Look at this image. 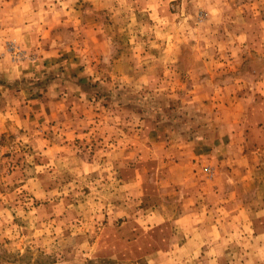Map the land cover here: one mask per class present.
<instances>
[{
  "label": "rangeland",
  "instance_id": "rangeland-1",
  "mask_svg": "<svg viewBox=\"0 0 264 264\" xmlns=\"http://www.w3.org/2000/svg\"><path fill=\"white\" fill-rule=\"evenodd\" d=\"M0 264H264V0H0Z\"/></svg>",
  "mask_w": 264,
  "mask_h": 264
},
{
  "label": "crops",
  "instance_id": "crops-1",
  "mask_svg": "<svg viewBox=\"0 0 264 264\" xmlns=\"http://www.w3.org/2000/svg\"><path fill=\"white\" fill-rule=\"evenodd\" d=\"M214 133L215 134H210V136L208 137V139L205 142L200 141V144L198 146V153H199L200 157H203L205 155V152L206 153L210 152V153H213L214 155H216L223 148L224 143L222 141L221 134L217 133V132H214ZM201 138H203V136H201ZM185 155H186L185 158H184L185 165L184 164L180 165V163H175V161H173V163H175L173 169L177 170V169H179L181 167L182 170H185L184 168H186L188 170V173L186 175L182 176V178L178 177L179 179H181V183L184 184V187L187 190L188 189L187 186H190L188 181H190V179L193 178L192 177V178L189 179V177H187V176H189L191 174V172H193V167L188 164V160H189L190 157L188 156V154H186V152H185ZM203 159H204V157H203ZM184 187H183V189H184ZM170 240H171L170 244L174 242V239L172 240V238H171ZM175 247H176L175 244H172L170 246V250L175 249Z\"/></svg>",
  "mask_w": 264,
  "mask_h": 264
}]
</instances>
